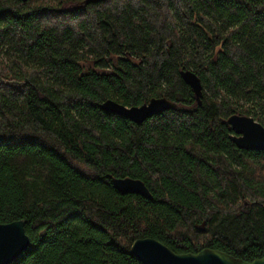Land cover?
Here are the masks:
<instances>
[{"label":"trees","instance_id":"1","mask_svg":"<svg viewBox=\"0 0 264 264\" xmlns=\"http://www.w3.org/2000/svg\"><path fill=\"white\" fill-rule=\"evenodd\" d=\"M153 97L177 107L100 108ZM232 114L264 126V0H0V223L30 239L10 264H142L146 237L264 257V152L230 140Z\"/></svg>","mask_w":264,"mask_h":264},{"label":"water","instance_id":"2","mask_svg":"<svg viewBox=\"0 0 264 264\" xmlns=\"http://www.w3.org/2000/svg\"><path fill=\"white\" fill-rule=\"evenodd\" d=\"M180 76L192 90L197 105H201L203 86L199 76L189 69L181 70ZM176 107L175 102L165 97H153L141 105L130 107L112 99H106L100 104L103 111L137 124ZM224 123L233 130L230 140L238 148L264 152V126L252 116L232 114ZM111 182L120 193H136L151 198L149 189L140 179L112 177ZM29 244L30 239L25 233L23 220L0 223V264L12 263ZM130 252L142 264H264V257L245 261L212 248H204L197 253H175L162 242L149 237L135 239Z\"/></svg>","mask_w":264,"mask_h":264}]
</instances>
